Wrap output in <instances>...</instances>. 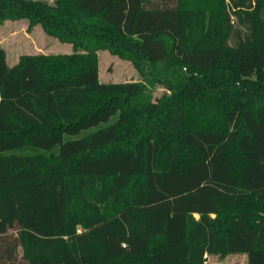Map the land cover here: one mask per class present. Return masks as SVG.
<instances>
[{
	"label": "trees",
	"instance_id": "1",
	"mask_svg": "<svg viewBox=\"0 0 264 264\" xmlns=\"http://www.w3.org/2000/svg\"><path fill=\"white\" fill-rule=\"evenodd\" d=\"M9 21L73 51L0 45V264H264V0H0ZM102 50L140 79L101 82Z\"/></svg>",
	"mask_w": 264,
	"mask_h": 264
},
{
	"label": "rangeland",
	"instance_id": "2",
	"mask_svg": "<svg viewBox=\"0 0 264 264\" xmlns=\"http://www.w3.org/2000/svg\"><path fill=\"white\" fill-rule=\"evenodd\" d=\"M35 28L36 31H38V33L40 34V36L45 38V41H43V38L39 40V38L36 37L35 39L33 35L31 36L34 38V41L39 45L40 49L43 50L45 53H47L46 51H48V53L50 52L54 54H65L71 53L73 51V47L69 43H61L54 37L45 34L39 25H35ZM25 32L26 31H23L21 28H15V30H9L6 28V26H2L0 28V45L6 49L9 64L17 56L25 55L28 53H34L33 48L29 49L28 46L34 45L35 42L30 37L26 38ZM98 63L99 79L101 82L120 83L121 81H137L140 79V76L138 75L133 64L130 61L121 58L119 59L116 56L110 54L107 50H102L98 52ZM163 92L164 91L162 88L155 89L152 92V97L157 98ZM115 119L116 116H113L111 117L109 122H113ZM106 124L107 123L103 122V124H99L97 126L85 129L77 135H64L63 138L66 141L70 138L85 136V134L102 128ZM58 149L59 145H55L52 148V151L57 152ZM38 151H40V149L31 148L21 150L22 153H35ZM208 262L209 264H247L245 254H231L222 260H216L212 255H209Z\"/></svg>",
	"mask_w": 264,
	"mask_h": 264
},
{
	"label": "crops",
	"instance_id": "3",
	"mask_svg": "<svg viewBox=\"0 0 264 264\" xmlns=\"http://www.w3.org/2000/svg\"><path fill=\"white\" fill-rule=\"evenodd\" d=\"M2 26H6V28L7 29H9V30H15V28H21L23 31H26L25 32V34H26V38H31L33 41H34V38L33 37H35V39H36V37L37 38H39V40L40 39H42L43 38V41H45V38L44 37H41L40 36V34L38 33V31H36V28H35V25L33 26V27H31L32 29L29 31V30H27L26 29V27H27V22H25V21H11V22H5V23H3L2 25H0V28L2 27ZM31 32H32V34H31ZM31 35H33V37L31 36ZM2 36V35H1ZM35 42V41H34ZM39 42H42V41H39ZM29 47V49H31V48H33V52L34 53H31V54H38V53H43V54H47L48 53V51H46L47 53H45L43 50H41L40 49V47H39V45L35 42L34 43V45H30V46H28ZM16 49V48H15ZM6 50V49H5ZM50 53V52H49ZM19 58V56H17L16 58H14V60L12 61V62H10V64L8 63V57H7V63H8V65L10 66V65H12L13 63H15L16 61H17V59ZM197 217V216H196ZM208 257L209 256H207V260H208ZM216 260L218 259L216 256H213ZM227 257V256H226ZM225 257V258H226ZM246 257V256H245ZM224 258V259H225Z\"/></svg>",
	"mask_w": 264,
	"mask_h": 264
}]
</instances>
